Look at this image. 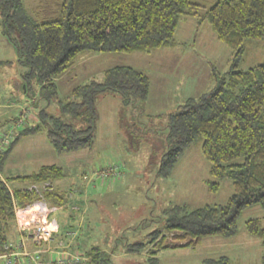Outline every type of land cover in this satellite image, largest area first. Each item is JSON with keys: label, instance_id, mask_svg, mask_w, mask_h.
I'll list each match as a JSON object with an SVG mask.
<instances>
[{"label": "trees", "instance_id": "trees-1", "mask_svg": "<svg viewBox=\"0 0 264 264\" xmlns=\"http://www.w3.org/2000/svg\"><path fill=\"white\" fill-rule=\"evenodd\" d=\"M56 1L57 16L37 21L28 14L22 0H0L2 34L13 46L17 62L27 68L21 75L24 81L21 91L32 99L37 119L33 125L11 134L5 144V137L1 138L0 162L20 137L37 132L44 133L58 153L87 146L95 138L96 103L103 94H116L123 105L141 108L149 94V78L132 67L114 66L103 71L101 81L92 78L74 87L65 100H58L59 115L49 114L47 107L57 95L54 78L64 73L80 54L150 53L174 48L181 16L198 17L201 22L207 21L216 39L232 50V60L225 76L212 74L215 82L209 92L197 99L188 98L168 114L167 148L161 155L157 175L169 177L184 151L200 140L201 155L210 164L208 191L217 192L218 181L228 179L232 194L222 205L170 207L164 211L166 230L182 241L188 238L179 246H196L208 237L234 236L242 210L264 205V60L245 70L239 68L245 44L264 39V0H215L207 9L191 0ZM8 64L0 61V66ZM27 76L35 77L39 99L44 98L45 105L40 106L38 99L34 101V95H29ZM22 118L19 115L17 125L22 126ZM138 147L139 144L134 146ZM63 176L61 167L43 165L36 173L12 178L28 182V187L10 188L7 181L0 179V256L9 252L4 245L14 230L16 210L41 200L50 207L66 208L72 198L80 197L77 191L84 192L81 187L68 190L55 187L53 183ZM45 184L48 186L41 195L35 188L29 189ZM245 228L264 244V228L259 219L247 220ZM160 233L155 231L152 241ZM143 248V243H134L126 250L133 253ZM84 253L93 264H110L109 254L97 247ZM148 254V263L157 264L152 250ZM202 264H230V261L221 256L206 259Z\"/></svg>", "mask_w": 264, "mask_h": 264}, {"label": "rangeland", "instance_id": "rangeland-1", "mask_svg": "<svg viewBox=\"0 0 264 264\" xmlns=\"http://www.w3.org/2000/svg\"><path fill=\"white\" fill-rule=\"evenodd\" d=\"M22 1L34 20L57 16L59 3L56 0L52 3ZM191 1L204 5L206 9L215 2ZM174 39V48H161L150 53L100 54L85 51L80 54L64 73L54 78L57 95L47 107L49 114L59 115L58 100H65L74 87L92 78L101 81L103 71L114 66L132 67L149 78V94L141 108L123 105L116 94H103L96 103L95 138L87 146L58 153L44 133L37 132L20 137L0 162V179L7 181L10 188L28 187V182L12 181V178L36 173L43 165H56L63 169L64 176L53 183L55 187L61 190L82 187L83 194L91 193L89 211L85 209L86 205L82 207L76 202V196L70 201L73 204L58 208L49 217V220L53 217L60 224L61 249L84 255L82 264H93L84 253L91 247L108 253L110 264H149V249L154 253L157 264H202L206 259L221 256L228 257L230 264H264V244L249 235L245 228V222L250 219H259L264 228V205L257 204L242 210L237 219L236 234L232 237H208L196 246H179L188 238L182 241L177 234L166 230L164 211L170 207L185 204L194 209L206 204L222 205L232 194L228 179L218 181L217 192L208 191L206 180L210 179V164L201 155L200 140L194 141L184 151L169 177L157 175L161 155L167 148L168 114L188 98L197 99L209 92L215 82L212 74L217 72L225 76L232 60V50L216 39L207 21L201 22L198 17L181 16ZM245 45L239 62V68L243 70L264 60V39ZM0 61L10 62L0 66V140L2 137L10 140L15 132L23 126L33 125L37 119L36 110L32 111V99L15 86L27 68L17 62V54L3 36L1 24ZM27 79L29 95H34V101L38 99L40 106L45 105V99H39L35 77L27 76ZM22 87L23 84L21 90ZM19 115L23 117L20 120L22 126L21 123L17 125ZM138 144L139 147L134 148ZM113 164L120 165V176L108 177L104 181L98 178L100 170ZM43 188V185L38 188L40 195ZM38 202L45 203L42 200ZM36 206L40 209L29 210L28 213L38 220L41 219L40 213L45 215L43 208ZM76 215L85 220L83 227ZM155 231L161 233L156 241H152ZM68 242H73L70 249L67 248ZM134 243H143L144 248L139 252H127L128 246ZM0 264H3L1 259Z\"/></svg>", "mask_w": 264, "mask_h": 264}, {"label": "built area", "instance_id": "built-area-1", "mask_svg": "<svg viewBox=\"0 0 264 264\" xmlns=\"http://www.w3.org/2000/svg\"><path fill=\"white\" fill-rule=\"evenodd\" d=\"M8 141V138L5 137L3 143L5 144ZM120 165L113 164L109 167L100 170L97 173L98 178L104 181L108 177H118ZM48 186V184L44 185ZM36 187L32 186L29 189ZM39 191V190H38ZM42 204V203H40ZM18 232L20 238L16 244L14 243H5L4 249L9 250L8 253L2 255L4 258V264H21L20 256L24 255L28 257L29 264H82L85 260L84 255L81 254H71L66 252L67 250L58 251V257L55 260L52 259H41V251L29 252L24 250V243L27 240H31L36 246H41L42 244H49L53 240V231L46 227V222L42 220H35L34 217H30L24 222L19 224ZM74 234V233H73ZM62 248V247H61ZM23 250L20 252L19 250ZM45 251H48L45 249Z\"/></svg>", "mask_w": 264, "mask_h": 264}, {"label": "crops", "instance_id": "crops-1", "mask_svg": "<svg viewBox=\"0 0 264 264\" xmlns=\"http://www.w3.org/2000/svg\"><path fill=\"white\" fill-rule=\"evenodd\" d=\"M20 77H21V81H22V76L20 75ZM21 81L20 82L18 81L15 84V86H16V88H17L18 91H21V84H22ZM84 186H85V183H84ZM76 188H80V187H76ZM79 196L80 197H77L76 202L79 203V204H81L82 207H83V205H86L85 206V209L87 211H89L90 210V205L89 204L91 203V201H90L91 200V193H88V192L86 194L85 193L84 194L82 193ZM40 203L41 202H36L33 205L26 207L25 209L16 210V213H15V215H16V224H15L14 230L12 231V234H11V237H10L9 241H10V243H14V244H15V241L18 242V240L20 238V234L18 232L19 224L22 223V222H24L25 218L28 215H29L27 217L28 219L30 217H32V216H30V213H28L29 210L30 211H37V210L40 209V208H38L36 206L38 204L40 207L43 208L44 215H45V216H43V214L40 213V218L41 219H38V220L45 221L46 222V227L48 229H50V230L53 231V240L49 244L47 243V244H42L41 246H36L29 239V240H27L24 243V250L25 251H29V252H34V251H37L38 250V251H41V253H40V258L41 259H52V260H55L56 257H58V254H59L58 251H60L61 245H62L61 242H60L61 239L58 236V234L60 233V224L53 217H51V219L49 220V217L52 215L53 212L57 211L58 208L57 207H50V209H47L46 208L47 207L46 203H44V204L43 203L40 204ZM77 208H79V207H77ZM85 216H84V218H85ZM75 218L78 220V223L79 224L82 223L81 226L83 227L84 224H85V220L83 218L81 219L80 218V215H76ZM73 235H75V233ZM13 237H14V239H13ZM72 245H73V242H68L67 248L70 249L72 247ZM76 248H77V246L74 247L73 249H76ZM45 249H47L48 251H45ZM61 250H65V249H61ZM19 251L22 252L23 250L20 249ZM0 259L3 261V264H4V258L2 257V255L0 256ZM20 260L22 261V264H28V257H26L24 255H21L20 256Z\"/></svg>", "mask_w": 264, "mask_h": 264}, {"label": "water", "instance_id": "water-1", "mask_svg": "<svg viewBox=\"0 0 264 264\" xmlns=\"http://www.w3.org/2000/svg\"><path fill=\"white\" fill-rule=\"evenodd\" d=\"M23 89H24V85H23V87H22Z\"/></svg>", "mask_w": 264, "mask_h": 264}]
</instances>
